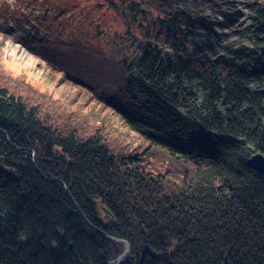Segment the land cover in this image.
Wrapping results in <instances>:
<instances>
[{
    "label": "trees",
    "instance_id": "1",
    "mask_svg": "<svg viewBox=\"0 0 264 264\" xmlns=\"http://www.w3.org/2000/svg\"><path fill=\"white\" fill-rule=\"evenodd\" d=\"M179 1L0 0V80L28 92L0 81V264H114L126 241L119 264H264V0L222 17L235 39ZM11 21L63 107L3 66Z\"/></svg>",
    "mask_w": 264,
    "mask_h": 264
},
{
    "label": "rangeland",
    "instance_id": "2",
    "mask_svg": "<svg viewBox=\"0 0 264 264\" xmlns=\"http://www.w3.org/2000/svg\"><path fill=\"white\" fill-rule=\"evenodd\" d=\"M212 2L209 3H201L199 6V10L197 15L199 17H211L212 20L218 24V27H216V33H227L229 34V37L231 39H235V36L233 33L225 28L223 25H221V20L223 16H232L233 14H237L240 18L246 19L247 15L249 13L246 1L247 0H211ZM186 5V6H185ZM184 5L181 1L179 3L174 4V8L188 17L195 16V10L193 8L191 0H188L187 3ZM110 12H112V8L110 9ZM84 18L87 19H95L94 21L97 22L100 16V12L97 10H94L93 12H78L74 14V22L72 25H77L78 23H85L86 21ZM9 28L11 29V32L8 33V39L5 42V45L3 46L4 52L3 54V63L6 70L12 75V76H18L23 75L25 76L31 85H34L35 87L49 91L52 96L51 104L56 106L59 105L60 107H63V101L61 100L60 96L62 91L64 90V85H55L54 81L47 75V71H45L44 68H42V64H44V61L41 60L40 57L37 56V54L27 48L23 43L18 39V37L23 34L21 29L18 28L17 23L11 21ZM124 31V30H122ZM96 34V33H95ZM121 34H118L116 36H113L115 39V42H118ZM116 37V38H115ZM210 38L209 34L204 31H198L196 35L197 41H207ZM114 39L109 40L114 41ZM213 42L215 39H212ZM131 42V41H129ZM16 47H19L20 49H16ZM2 84H5L9 86L14 92L25 94L27 95L28 92L21 88L15 86L13 83L2 81ZM220 110L222 112V117L224 119L227 118L226 115V109L225 107H220ZM68 113H66L67 115ZM80 117H77V122H80ZM94 119V116L91 114L90 116H86L84 120L81 119L80 127H85L86 125L92 124ZM98 123V122H97ZM96 124V121H95ZM91 128L90 125L86 126Z\"/></svg>",
    "mask_w": 264,
    "mask_h": 264
},
{
    "label": "water",
    "instance_id": "3",
    "mask_svg": "<svg viewBox=\"0 0 264 264\" xmlns=\"http://www.w3.org/2000/svg\"><path fill=\"white\" fill-rule=\"evenodd\" d=\"M249 165L264 175V154L261 152H256L253 154L249 160ZM108 213V211H106ZM125 244H127L128 248L130 249L129 243L126 241Z\"/></svg>",
    "mask_w": 264,
    "mask_h": 264
},
{
    "label": "clouds",
    "instance_id": "4",
    "mask_svg": "<svg viewBox=\"0 0 264 264\" xmlns=\"http://www.w3.org/2000/svg\"><path fill=\"white\" fill-rule=\"evenodd\" d=\"M129 248L127 244L121 243L120 244V251H119V256L117 257V260L114 262V264H119V261L123 260L125 256L128 254Z\"/></svg>",
    "mask_w": 264,
    "mask_h": 264
},
{
    "label": "bare ground",
    "instance_id": "5",
    "mask_svg": "<svg viewBox=\"0 0 264 264\" xmlns=\"http://www.w3.org/2000/svg\"><path fill=\"white\" fill-rule=\"evenodd\" d=\"M16 49H20L19 47H16ZM21 51H23L22 49H20Z\"/></svg>",
    "mask_w": 264,
    "mask_h": 264
}]
</instances>
